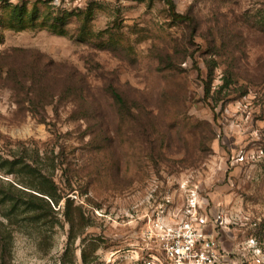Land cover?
<instances>
[{"label": "rangeland", "instance_id": "1", "mask_svg": "<svg viewBox=\"0 0 264 264\" xmlns=\"http://www.w3.org/2000/svg\"><path fill=\"white\" fill-rule=\"evenodd\" d=\"M173 2L0 0L4 264H136L195 189L226 248L264 235V0Z\"/></svg>", "mask_w": 264, "mask_h": 264}, {"label": "built area", "instance_id": "2", "mask_svg": "<svg viewBox=\"0 0 264 264\" xmlns=\"http://www.w3.org/2000/svg\"><path fill=\"white\" fill-rule=\"evenodd\" d=\"M258 157L263 152H257ZM247 160L244 153L237 162ZM171 204L170 201H168ZM222 204L212 208L199 192L191 190L182 208L146 212L140 218L146 225L134 247L136 264H264V244L249 236L226 248L219 236L233 220Z\"/></svg>", "mask_w": 264, "mask_h": 264}, {"label": "trees", "instance_id": "3", "mask_svg": "<svg viewBox=\"0 0 264 264\" xmlns=\"http://www.w3.org/2000/svg\"><path fill=\"white\" fill-rule=\"evenodd\" d=\"M164 1L169 6L170 11H171V14L173 15L174 18L179 19V20L186 19V17L181 16V15H178L176 13V11H175V4H174L173 0H164ZM11 14H12V17L14 18V20H16L19 25H24L25 19L29 17L28 16V12L25 10V8H19V9L15 8L14 10H12V13ZM32 20L34 21L35 18L33 17ZM57 20H59V19H57ZM63 23H64V20H61L59 22L56 21L55 25L52 26V29H54V30L57 29V28L60 29V27L63 25ZM230 85L228 84V85H226L225 87H222V88H226L227 90H229ZM209 94H210V87L207 90V95H209ZM110 96H111L112 100L117 105H119L121 107H124V105H125L124 104V101H123L122 97L119 95V93H117L115 90H111L110 91ZM10 165L11 166H14V162H10ZM37 199H40V198H38V196H37ZM13 206L17 208V207H19V204H17V202H16V205L13 204ZM29 206H31V204ZM250 236H255L262 244H264V238H263L264 235H263V232H260L259 234H257V233L255 234L254 233V234H252ZM2 240L5 242V237H3V238L0 237V245L2 244ZM0 264H4V262L2 260H0Z\"/></svg>", "mask_w": 264, "mask_h": 264}]
</instances>
